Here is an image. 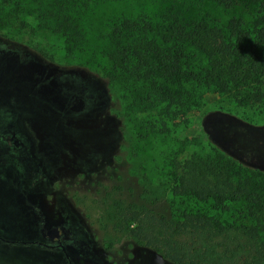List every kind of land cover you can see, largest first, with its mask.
Returning a JSON list of instances; mask_svg holds the SVG:
<instances>
[{
	"label": "rangeland",
	"instance_id": "1",
	"mask_svg": "<svg viewBox=\"0 0 264 264\" xmlns=\"http://www.w3.org/2000/svg\"><path fill=\"white\" fill-rule=\"evenodd\" d=\"M55 2L69 3L70 12L61 13H70L77 29L54 30L49 11ZM257 9L246 0L232 8L212 0L0 1V82L31 90L26 124L49 155L44 170L33 155L28 161L23 156L21 182L0 166V233L10 241L0 245V264H41L37 251L17 242L38 239L41 229L36 203L24 190L40 192L47 210L70 215L83 229L95 260L81 264H168L117 227L118 212L126 206L177 217L182 211L204 214L225 225L249 223L242 216L251 199L264 202V100L242 104L237 90L206 78V61L192 44L178 62L191 78L168 81L163 74H147L149 66L137 71L134 58L118 64L116 42L125 38L114 36L113 23L146 15L151 22L146 38L174 57L179 47L164 40L169 19L225 28L236 17L252 25ZM162 59H155L156 68ZM48 111L49 121L57 117L63 127L61 135L59 124L51 125L53 137L61 138L56 142L39 129L37 118ZM12 120L14 125V115ZM23 150L30 152L27 145ZM185 159L230 165V178L250 194L227 200L226 209L173 194L175 163Z\"/></svg>",
	"mask_w": 264,
	"mask_h": 264
},
{
	"label": "trees",
	"instance_id": "2",
	"mask_svg": "<svg viewBox=\"0 0 264 264\" xmlns=\"http://www.w3.org/2000/svg\"><path fill=\"white\" fill-rule=\"evenodd\" d=\"M212 1L224 8H232L240 0ZM246 1L258 8L252 25L236 17L231 18L225 28L206 21L186 23L169 19L164 40L179 47L172 50L174 57L168 54L171 52L169 49H162L152 38H146L151 25L146 15L136 20H116L113 34L116 38L118 35L125 38L123 43L116 42L117 63L127 64L134 58L137 71L149 66L147 74H163L168 81L180 75L191 78V73L181 70L178 62L183 58L185 47L192 44L206 61V67L202 69L206 78L237 90V99L242 104L263 101L264 0ZM61 12H70L69 3L55 2L49 11V16L55 20L54 30L68 32L77 29L78 26L72 23L75 18L70 13ZM169 56L171 63L167 66ZM160 57L163 59L156 68L155 59L159 61ZM178 85L175 87L177 93L180 92ZM172 95L166 92L171 100ZM175 164V183L171 189L175 195L211 200L217 207L226 209L227 200H235L243 193L250 194L245 187H237L230 178L226 170L230 165L215 166L212 162H194L191 159ZM251 204L242 216L243 219L248 218L249 223L232 222L227 225L204 214L182 211L177 217L126 206L118 212L120 221L117 227L157 252L168 264H264V202L253 197Z\"/></svg>",
	"mask_w": 264,
	"mask_h": 264
},
{
	"label": "flooded vegetation",
	"instance_id": "3",
	"mask_svg": "<svg viewBox=\"0 0 264 264\" xmlns=\"http://www.w3.org/2000/svg\"><path fill=\"white\" fill-rule=\"evenodd\" d=\"M15 83V82H14ZM14 83H12L13 86ZM6 83L0 82V114H2V118L4 120L3 116H7L8 113L9 115L13 117L14 115V126L17 130L20 132L22 135V141L20 144L21 149L23 146L27 145L28 150L30 152L24 151V154L29 155V157H33L36 159V164L39 166V170H44L47 164V153L43 151H40V148L37 146V141L33 137L36 131L35 129L33 130L30 126H28L26 123V117H28V112L27 109L30 106H33V103L29 100L31 98L30 93L31 90H23L21 88H18L16 90L14 87L9 89L5 88ZM35 86H32V89ZM42 87V86H41ZM4 99V100H2ZM4 101L6 103H4ZM15 113V114H13ZM44 116L42 118H37L38 123L40 125V130L41 132H45V134L54 136L55 135V130L51 126L53 122H57L60 126V130H58V133L60 134L61 131H63V127L60 125V120L56 117L54 120L49 121L50 118V111H48L46 114L43 113ZM8 118V117H5ZM21 120V121H19ZM5 121H8V119H5ZM65 128V127H64ZM57 133V134H58ZM56 134V136H57ZM61 135H64L63 132H61ZM55 137V136H54ZM53 137V142H56L57 140L59 141L61 138H54ZM11 137H7V139L4 141L5 145H11L10 139ZM23 140H27L26 143ZM28 143V144H27ZM51 144H47V147H51ZM33 155V156H32ZM49 156V155H48ZM29 167V165H28ZM22 168L24 170L26 169V165L22 164ZM35 169V171H39ZM22 172L17 174H12L13 176V181H18L20 180L22 175ZM19 174V175H18ZM18 175V177H17ZM21 175V177H20ZM24 177V176H23ZM26 180L31 182L32 178L28 175L26 177ZM19 193V192H18ZM23 195L26 196L28 200H33V203L35 202V207L39 211V217L40 222V236L38 239H31V240H24L23 241H17L19 243L23 244H33V245H39L41 247H44L49 250L50 254L53 256L55 259L54 264H81L85 260L86 261H94L95 256H92V248H91V243L87 240L85 233L83 229L77 224L76 221H72L70 219V215L68 216L67 214L63 215H57L55 213L50 212V210H47L43 203H41V193L33 191L31 192L30 190H24ZM26 239V238H25ZM0 240L5 241V242H10L8 238H5L3 234L0 233Z\"/></svg>",
	"mask_w": 264,
	"mask_h": 264
},
{
	"label": "crops",
	"instance_id": "4",
	"mask_svg": "<svg viewBox=\"0 0 264 264\" xmlns=\"http://www.w3.org/2000/svg\"><path fill=\"white\" fill-rule=\"evenodd\" d=\"M0 114V166L2 167H8L10 168V171L12 174L20 173V169L22 167V164H26L23 156H25V159L28 161L29 155L24 154L23 148L21 149L19 142H21L22 137L19 134V131L13 125L12 116H9L8 118H5L4 120ZM5 119H8V121H5ZM12 125V126H10ZM7 137H11L10 143L11 145H5V140ZM43 154H45L43 152ZM46 155V154H45ZM23 157V158H22ZM19 175V174H18ZM17 175V177H18ZM8 178V177H5ZM13 179V176H12ZM19 182L21 180L18 179ZM19 193L17 192V196L19 197ZM3 243H9L0 240V245ZM32 246V247H30ZM31 251L32 249L37 251L34 252V256L36 257V261L40 262L41 264H54L53 256L50 254L49 250L41 247L39 245H33L28 244L27 247H25ZM53 260V261H52Z\"/></svg>",
	"mask_w": 264,
	"mask_h": 264
}]
</instances>
